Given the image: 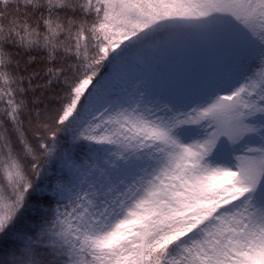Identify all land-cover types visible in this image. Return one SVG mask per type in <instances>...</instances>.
<instances>
[{
    "label": "snow or ice",
    "instance_id": "1",
    "mask_svg": "<svg viewBox=\"0 0 264 264\" xmlns=\"http://www.w3.org/2000/svg\"><path fill=\"white\" fill-rule=\"evenodd\" d=\"M0 264H264V0H0Z\"/></svg>",
    "mask_w": 264,
    "mask_h": 264
}]
</instances>
